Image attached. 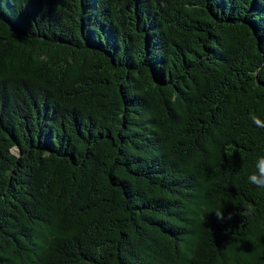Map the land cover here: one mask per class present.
I'll return each mask as SVG.
<instances>
[{"label": "trees", "instance_id": "1", "mask_svg": "<svg viewBox=\"0 0 264 264\" xmlns=\"http://www.w3.org/2000/svg\"><path fill=\"white\" fill-rule=\"evenodd\" d=\"M261 156L264 0H0V264H264Z\"/></svg>", "mask_w": 264, "mask_h": 264}, {"label": "clouds", "instance_id": "2", "mask_svg": "<svg viewBox=\"0 0 264 264\" xmlns=\"http://www.w3.org/2000/svg\"><path fill=\"white\" fill-rule=\"evenodd\" d=\"M254 122L258 123V121L255 120ZM247 179L250 184L255 185L257 188H264V156L258 158L255 170L247 177ZM252 212L253 208L252 206H249L244 215H249ZM215 213L218 219L223 220L225 218L223 212L217 211ZM231 216L232 213H228L229 219Z\"/></svg>", "mask_w": 264, "mask_h": 264}]
</instances>
